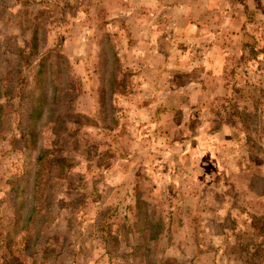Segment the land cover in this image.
Wrapping results in <instances>:
<instances>
[{"label": "rangeland", "instance_id": "374dc122", "mask_svg": "<svg viewBox=\"0 0 264 264\" xmlns=\"http://www.w3.org/2000/svg\"><path fill=\"white\" fill-rule=\"evenodd\" d=\"M0 103V264H264V0H0Z\"/></svg>", "mask_w": 264, "mask_h": 264}, {"label": "trees", "instance_id": "16d2710c", "mask_svg": "<svg viewBox=\"0 0 264 264\" xmlns=\"http://www.w3.org/2000/svg\"><path fill=\"white\" fill-rule=\"evenodd\" d=\"M105 53H106V51H105V47H104L103 52H102V56L104 58H105ZM40 67H42V65H40ZM40 84L43 85L44 83H40ZM55 97L53 98V100H55ZM43 99H44V96H43L42 100ZM1 105H3V103H0V108H1ZM62 132H64V131H62ZM40 152H41V154L38 157V163H41V166L45 170L49 171V174H50L51 171H54V169L56 170V168H58V169L62 168V169H60L61 172H58V173H55V174L57 176H60V177L64 176L65 167L68 168L67 165L65 166V161L66 160H64L63 157L58 156L56 153L51 152V150L49 148H47V149L41 148ZM50 176H51V174L48 177H50Z\"/></svg>", "mask_w": 264, "mask_h": 264}]
</instances>
